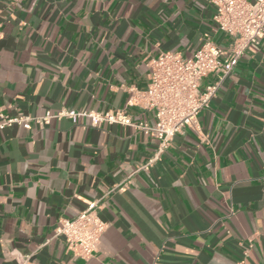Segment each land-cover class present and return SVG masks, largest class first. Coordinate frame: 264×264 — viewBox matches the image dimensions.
Returning a JSON list of instances; mask_svg holds the SVG:
<instances>
[{
    "label": "crops",
    "instance_id": "0c3cea01",
    "mask_svg": "<svg viewBox=\"0 0 264 264\" xmlns=\"http://www.w3.org/2000/svg\"><path fill=\"white\" fill-rule=\"evenodd\" d=\"M214 14L210 0H0V119L125 109L153 125L128 88L147 87L163 51L228 46ZM199 124L146 168L157 140L131 126L82 116L0 130V264H264L263 46ZM102 197L108 226L82 258L56 228Z\"/></svg>",
    "mask_w": 264,
    "mask_h": 264
},
{
    "label": "built area",
    "instance_id": "2783aa9c",
    "mask_svg": "<svg viewBox=\"0 0 264 264\" xmlns=\"http://www.w3.org/2000/svg\"><path fill=\"white\" fill-rule=\"evenodd\" d=\"M215 7L214 20L218 29L230 36L228 46L206 39L192 55L163 51L150 60L149 83L145 89L128 88L130 97L127 104L145 111H153L156 122H136L125 109L94 112L62 109L48 111L42 116L17 115L0 119V130L15 124L30 127L31 124L45 126L52 119L69 118L77 123L82 116L91 119L92 126L103 122L134 127L150 134L157 140L156 154L141 168L154 162L172 144L176 134L185 128L200 132L199 115L207 108L223 80L237 67L240 58L250 45L264 47V0H210ZM210 74L217 79L202 88V83ZM125 184L120 185V190ZM102 198L91 202L86 209L73 218L60 220L56 235L63 236L68 249L82 258H90L98 250L101 236L108 224L100 217ZM29 256L20 264H27ZM238 264H246L242 259Z\"/></svg>",
    "mask_w": 264,
    "mask_h": 264
},
{
    "label": "rangeland",
    "instance_id": "374dc122",
    "mask_svg": "<svg viewBox=\"0 0 264 264\" xmlns=\"http://www.w3.org/2000/svg\"><path fill=\"white\" fill-rule=\"evenodd\" d=\"M253 1V0H252Z\"/></svg>",
    "mask_w": 264,
    "mask_h": 264
}]
</instances>
